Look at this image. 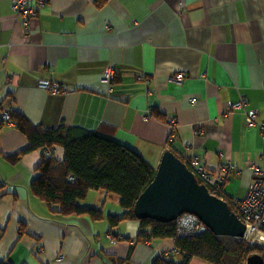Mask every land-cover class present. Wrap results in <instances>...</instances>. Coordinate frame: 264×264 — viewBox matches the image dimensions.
Returning a JSON list of instances; mask_svg holds the SVG:
<instances>
[{"label":"crops","instance_id":"1","mask_svg":"<svg viewBox=\"0 0 264 264\" xmlns=\"http://www.w3.org/2000/svg\"><path fill=\"white\" fill-rule=\"evenodd\" d=\"M42 80L64 91L49 93ZM240 100L264 120V0H46L27 24L0 0V264L185 260L174 239L137 242L136 220L112 227L108 217L124 211L104 192L78 203L104 210L102 220L52 213L31 190L44 154L27 151V136L2 118L7 109L43 130H105L156 170L167 151L201 156L214 179L233 164L225 190L242 199L252 166L264 169V139L232 108ZM51 150L64 160L62 147Z\"/></svg>","mask_w":264,"mask_h":264},{"label":"trees","instance_id":"2","mask_svg":"<svg viewBox=\"0 0 264 264\" xmlns=\"http://www.w3.org/2000/svg\"><path fill=\"white\" fill-rule=\"evenodd\" d=\"M11 120L30 141L27 151L40 150L44 154L31 190L52 213L102 220L104 215L100 208H84L78 204L90 191H100L119 199L124 211L121 216L108 217L112 227L136 220L140 225L137 242L174 239L176 249L185 259L182 264H187L194 257L213 264H246L253 255L264 259V248L244 238L217 236L210 230L197 236H179L176 222L138 219L134 213L135 203L153 182L156 169L142 155L116 142L109 132L101 129L89 131L76 126L43 130L32 126L25 117L16 113L12 114ZM54 146L64 149L63 161L52 153L45 154ZM225 183L212 194L226 201L235 211L233 198L227 194ZM155 264L174 262L162 256Z\"/></svg>","mask_w":264,"mask_h":264},{"label":"water","instance_id":"3","mask_svg":"<svg viewBox=\"0 0 264 264\" xmlns=\"http://www.w3.org/2000/svg\"><path fill=\"white\" fill-rule=\"evenodd\" d=\"M134 213L138 219L164 223L190 213L217 236L244 238L246 233V225L229 204L213 195L171 151L164 153L153 182L136 201ZM247 264H264V259L253 255Z\"/></svg>","mask_w":264,"mask_h":264},{"label":"built area","instance_id":"4","mask_svg":"<svg viewBox=\"0 0 264 264\" xmlns=\"http://www.w3.org/2000/svg\"><path fill=\"white\" fill-rule=\"evenodd\" d=\"M12 8L24 23H28L30 18L38 14L39 7H42L46 0H10ZM114 69H109L106 73L105 80L113 79ZM186 79L184 73H177L172 77V82L182 84ZM39 87L49 93L58 94L63 92L62 87L53 81L42 80L39 82ZM195 100H193L194 102ZM246 101L240 100L232 105L233 109H245L246 122L250 127H258L261 130L264 139V120L258 119V112L255 110L246 109ZM3 118L14 124L11 120L9 109L3 113ZM147 119V117H146ZM176 121L169 119V125L172 128L170 134V143L176 138ZM264 158V157H263ZM188 168L194 173L201 184L206 185L209 191H218L222 183L229 181L231 176L236 173V167L233 164H227L222 169L220 176L214 179L212 173L208 170L204 158L198 155H184L181 159ZM252 175L254 176L253 183L250 185L247 195L240 198H233V206L235 213L246 225V233L244 239L252 244H257L264 248V169L257 164L252 166ZM70 180H73L70 177ZM177 233L179 236H197L208 231V227L195 215L185 213L176 221ZM174 252L180 253L176 248Z\"/></svg>","mask_w":264,"mask_h":264},{"label":"rangeland","instance_id":"5","mask_svg":"<svg viewBox=\"0 0 264 264\" xmlns=\"http://www.w3.org/2000/svg\"><path fill=\"white\" fill-rule=\"evenodd\" d=\"M50 152H48V151H45V154L46 155H48ZM91 192V191H90ZM89 192V193H90ZM88 195H92V193H90V194H88ZM86 196V198H84L83 200H82V202H84L85 203V205L84 206H92V205H94L93 203H92V200H91V198H90V196ZM114 199H117L116 197H113V196H109V198H108V205L107 206H109V208H111L112 206H113V204L115 203L114 202ZM104 211V210H103ZM113 214V213H112ZM109 214L107 213V216H108ZM116 215V214H115Z\"/></svg>","mask_w":264,"mask_h":264}]
</instances>
